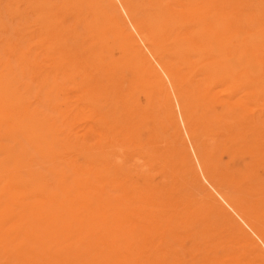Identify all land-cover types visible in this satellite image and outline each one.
Instances as JSON below:
<instances>
[{
    "label": "rangeland",
    "instance_id": "1",
    "mask_svg": "<svg viewBox=\"0 0 264 264\" xmlns=\"http://www.w3.org/2000/svg\"><path fill=\"white\" fill-rule=\"evenodd\" d=\"M108 1L0 0V264H264V0ZM112 60L139 97L94 92Z\"/></svg>",
    "mask_w": 264,
    "mask_h": 264
},
{
    "label": "bare ground",
    "instance_id": "2",
    "mask_svg": "<svg viewBox=\"0 0 264 264\" xmlns=\"http://www.w3.org/2000/svg\"><path fill=\"white\" fill-rule=\"evenodd\" d=\"M84 1H85V0H84ZM107 1H108V0H107ZM109 1H111V0H109ZM109 1H108V2H109ZM117 1H118V0H117ZM122 1H123V0H122ZM124 1H125V0H124ZM128 1H131V0H128ZM138 1H139V0H138ZM143 1H144V0H143ZM182 1H183V0H182ZM201 1H202V0H201ZM211 1H212V0H211ZM213 1H214V0H213ZM213 1H212V2H213ZM221 1H222V0H221ZM221 1H220V2H221ZM63 2H64V4H65V1H63ZM63 2H62V3H63ZM68 2H70V1H68ZM82 2H83V1H82ZM82 2H81V3H82ZM103 2H104V1H103ZM125 2H126V1H125ZM135 2H136V1H135ZM152 2H153V1H152ZM177 2H178V1H177ZM184 2H185V1H184ZM184 2H182V3H184ZM212 2H211V3H212ZM218 2H219V0H218ZM105 3H107V2H105ZM110 3H111V2H110ZM113 3H114V2H113ZM119 3H120V2H119ZM123 3H124V2H123ZM137 3H138V2H137ZM140 3H141V2H140ZM173 3H174V2H173ZM179 3H180V2H179ZM191 3H192V2H191ZM191 3H190V6H191ZM211 3H210V4H211ZM222 3H223V2H222ZM53 4H54V2H53ZM67 4H69V3H67ZM72 4H73V3H72ZM83 4H84V3H83ZM98 4H99V3H98ZM134 4H136V3H134ZM150 4H151V3H150ZM160 4L162 5L161 2H160ZM174 4H175V3H174ZM200 4H201V3H200ZM202 4H203V3H202ZM202 4H201V5H202ZM215 4H216V3H215ZM48 5H49V4H48ZM55 5H56V4H55ZM110 5H111V4H110ZM127 5H129V4L127 3ZM139 5H140V4H139ZM139 5L136 4V7H138ZM176 5H177V4H176ZM184 5H185V4H184ZM186 5H187V4H186ZM188 5H189V4H188ZM188 5H187V6H188ZM198 5H199V4H198ZM204 5H205V4H204ZM211 5H212V4H211ZM211 5H210V6H211ZM216 5H218V4H216ZM42 6H43V5H42ZM46 6H47V5H46ZM50 6H51V5H50ZM52 6H53V5H52ZM57 6H58V5H57ZM66 6H67V5H66ZM82 6H83V5H82ZM96 6H97V4H96ZM96 6H94V7H96ZM98 6H99V5H98ZM114 6H115V4H114ZM119 6H121V5H119ZM124 6H125V5H124ZM132 6H133V4H132ZM148 6H150V5H148ZM152 6H153V5H152ZM158 6H159V5H158ZM158 6H157V7H158ZM181 6H182V5H181ZM196 6H197V5H196ZM202 6H203V5H202ZM202 6H201V7H202ZM212 6H213V5H212ZM218 6H219V5H218ZM43 7H45V6H43ZM54 7H55V6H54ZM64 7H65V6H64ZM92 7H93V6H92ZM105 7H106V8L108 7V3H107V6L105 5ZM105 7H103V8L105 9ZM150 7H151V6H150ZM162 7H163V6H162ZM168 7H170V5H169ZM179 7H180V5H179ZM188 7H189V6H188ZM191 7H192V6H191ZM194 7H195V6H194ZM197 7H198V6H197ZM214 7H215V6H214ZM214 7H213V8H214ZM47 8H48V7H47ZM47 8H46V9H47ZM67 8H68V6H67ZM100 8H102V7L100 6ZM103 8H102V9H103ZM112 8H113V6H112ZM112 8H108V9H110V10L112 11ZM120 8H121V7H120ZM126 8H127V7H125V9H126ZM129 8L132 9L131 7H129ZM129 8H127V10H128ZM151 8H152V7H151ZM163 8H164V7H163ZM174 8H175V7H174ZM208 8H209V7H208ZM216 8H217V7H216ZM216 8H215V9H216ZM233 8H234V7H233ZM48 9H49V8H48ZM52 9H53V8H52ZM63 9H64V8H63ZM70 9H71V8H70ZM84 9L86 10L87 8L85 7ZM90 9H92V8H90ZM95 9H96V8H95ZM165 9H166V8H165ZM170 9H171V8H170ZM178 9H179V8H178ZM183 9H184V8H183ZM215 9H214L213 11H215ZM42 10H43V8H42ZM49 10H51V8H50ZM65 10H66V9H64V11H65ZM68 10H69V8H68ZM114 10H116V9H114ZM123 10H124V9H123ZM133 10H134V8H133ZM141 10H142V9H140L139 11H141ZM153 10H154V9H153ZM173 10H174V9H173ZM184 10H186V9H184ZM189 10H191L190 7H189ZM192 10H193V9H192ZM46 11H47V10H46ZM52 11H53V10H52ZM81 11L84 12V10H82V8H81ZM111 11H110V12H111ZM147 11H148V10H147ZM163 11H164V10H163ZM166 11H167V10H165V12H166ZM203 11H204V10H203ZM203 11H202V12H203ZM41 12H42V11H41ZM44 12H45V11H44ZM49 12H50V11H49ZM114 12H115V11H114ZM142 12H143V11H142ZM144 12H145V11H144ZM161 12H162V11H161ZM161 12H160V13H161ZM186 12H187V10H186ZM89 13H90V12H89ZM128 13H129V12H128ZM133 13H134V12H133ZM133 13H131V15H132ZM146 13H147V12H146ZM151 13H152V12H151ZM151 13H150V14H151ZM166 13H167V12H166ZM170 13H171V12H170ZM174 13H175V12H174ZM176 13H177V11H176ZM183 13H184V12H183ZM189 13H190V12H189ZM205 13H206V12H205ZM205 13H203L202 16H203ZM214 13H216V12H214ZM83 14H84V13H83ZM95 14H96V13H95ZM108 14H109V13H108ZM140 14H142V13H140ZM150 14H149V15H150ZM161 14H162V13H161ZM212 14H213V13H212ZM71 15H72V14H71ZM80 15H81V14H80ZM91 15H92V14H91ZM138 15H139V14H138ZM146 15H147V14H146ZM188 15H191V14H188ZM188 15H186V16H188ZM192 15H193V14H192ZM200 15H201V14H200ZM208 15H210V14H208ZM133 16H134V14H133ZM135 16H136V15H135ZM144 16H145V15H144ZM144 16H143V17H144ZM162 16H163V15H162ZM177 16H178V15H177ZM179 16H180V15H179ZM211 16H212V15H211ZM211 16H210V17H211ZM213 16H214V15H213ZM56 17H57V16H56ZM85 17H87V16H85ZM97 17H99V16H97ZM110 17H111V15H110ZM136 17H137V16H136ZM149 17H150V16H149ZM163 17H164V16H163ZM189 17H191V16H189ZM194 17H195V16H194ZM194 17H193V18H194ZM205 17H206V15H205ZM205 17L203 16V18H205ZM87 18H89V16H88ZM118 18H119V17H118ZM133 18H134V17H133ZM145 18H147V17H145ZM169 18H170V17H169ZM169 18H168V19H169ZM171 18H172V17H171ZM177 18H178V17H177ZM177 18H176V19H177ZM180 18H181V17H180ZM187 18H188V17H187ZM195 18H196V17H195ZM198 18H199V17H198ZM198 18H197V19H198ZM77 19H78V18H77ZM81 19H82V18H81ZM130 19H131V18H130ZM135 19H136V18H135ZM143 19H144V18H143ZM182 19H183V18H182ZM188 19H189V18H188ZM215 19H216V18H215ZM82 20H83V19H82ZM85 20H86V19H85ZM127 20H128V19H127ZM138 20H139V19H138ZM147 20H148V19H147ZM147 20H146V21H147ZM173 20H174V19H173ZM173 20H172V21H173ZM177 20H179V19H177ZM180 20H181V19H180ZM180 20H179V21H180ZM204 20H205V19H204ZM79 21H80V20H79ZM92 21H93V20H92ZM113 21H114V20H113ZM115 21H116V20H115ZM139 21H141V20H139ZM170 21H171V20H170ZM188 21H189V20H188ZM191 21H192V20H191ZM89 22H90V21H89ZM156 22H157V21H156ZM174 22H175V21H174ZM183 22H184V20H183ZM185 22H186V21H185ZM197 22H198V21H197ZM207 22H208V21H207ZM214 22H216V21H214ZM217 22H219V21H217ZM83 23H84V21H83ZM85 23H86V22H85ZM98 23H99V22H98ZM135 23L137 24V21H136ZM144 23H145V22H144ZM147 23H148V21H147ZM170 23H172V22H170ZM188 23H189V22H188ZM191 23H193V22H191ZM202 23H203V22H202ZM61 24H62V23H60V25H61ZM63 24H64V23H63ZM81 24H82V23H81ZM118 24H119V23H118ZM120 24H122V23H120ZM129 24H130L129 26H131L132 29L135 30V28H134V26H135L134 23L132 24V22L129 21ZM138 24H140V23L138 22ZM145 24H146V23H145ZM145 24H143V25H145ZM150 24H151V23H150ZM174 24H175V23H174ZM185 24H186V23H185ZM197 24H198V23H197ZM87 25H88V24H87ZM93 25H94V23H93ZM96 25H97V24H96ZM115 25H116V24H115ZM133 25H134V26H133ZM146 25H148V24H146ZM146 25H145V26H146ZM175 25H176V24H175ZM183 25H184V23H183ZM187 25H188V24H187ZM198 25H199V24H198ZM200 25H201V23H200ZM208 25H209V24H208ZM212 25H213V24H212ZM61 26L63 27V25H61ZM61 26H60V27H61ZM99 26H100V25H99ZM117 26H118V25H117ZM137 26H138V25H137ZM137 26H136V27H137ZM151 26H152V24H151ZM162 26H163V25H162ZM181 26H182V25H181ZM195 26H196V25H195ZM205 26H206V25H205ZM82 27H83V26H82ZM85 27H86V26H85ZM94 27H95V26H94ZM111 27H112V25L110 26V29H111ZM123 27H124V26H123ZM131 27H130V28H131ZM139 27H140V25H139ZM139 27H138V28H139ZM149 27H150V26H149ZM163 27H165V25H164ZM169 27H170V26H169ZM169 27H168V28H169ZM183 27H184V26H183ZM196 27H198V26H196ZM92 28H93V27H91V29H92ZM100 28H101V27H100ZM107 28H108V27H107ZM113 28H114V27H113ZM141 28H142V27H141ZM170 28H171V27H170ZM173 28H174V27H173ZM194 28H195V27H194ZM199 28H201V26L198 27V29H199ZM205 28H206V27H205ZM50 29H52V28H50ZM83 29H84V28H83ZM98 29H99V28H98ZM98 29H97V31H98ZM108 29H109V28H108ZM119 29H120V28H119ZM121 29H123V28H121ZM142 29H143V28H142ZM147 29H148V28H147ZM178 29H182V28L179 27ZM190 29H191V26H190ZM198 29H197V31H198ZM201 29H202V28H201ZM210 29H211V28H210ZM58 30H59V29H58ZM89 30H90V29H89ZM95 30H96V29H95ZM95 30H94V31H95ZM106 30H107V29L105 28V31H106ZM125 30H126V29H125ZM134 30H133V31H134ZM148 30H150V29H148ZM175 30H177V29H175ZM185 30H186V29H185ZM199 30H200V29H199ZM205 30H206V29H205ZM64 31H65V30H64ZM91 31H92V30H91ZM94 31H93V32H94ZM100 31H101V29H100ZM105 31H104V32H105ZM137 31H138V30H137ZM165 31H166V30H165ZM171 31H172V30H171ZM171 31H170V32H171ZM183 31H184V30H183ZM200 31H201V30H200ZM60 32H61V31H60ZM73 32H74V31H73ZM106 32H107V31H106ZM109 32H110V31H109ZM122 32H123V31H122ZM135 32H136V31H135ZM144 32H145V31H144ZM148 32H149V31H148ZM185 32H186V31H185ZM187 32H188V31H187ZM187 32H186V33H187ZM204 32H205V31H204ZM99 33H100V32H99ZM99 33L97 32L96 34H99ZM110 33H111V32H110ZM125 33H126V32H125ZM136 33H137V32H136ZM138 33H140V32H138ZM145 33H146V32H145ZM163 33H164V32H163ZM179 33L182 34L183 32H179ZM186 33H184V34H186ZM198 33H200V32H198ZM216 33H217V32H216ZM62 34H63V33H61V35H62ZM74 34H76V32H74ZM86 34H87V33H86ZM104 34H105V33H104ZM104 34H102V35L104 36ZM115 34H116V33H115ZM115 34H114V35H115ZM118 34H119V33H118ZM118 34H116V35H118ZM121 34H122V33H121ZM130 34H132V33L130 32ZM140 34H141V33H140ZM150 34H151V33L149 32V35H150ZM164 34H165V33H164ZM170 34H172V33H170ZM173 34H174V33H173ZM177 34H178V32H177ZM177 34H176V35H177ZM181 34H180V35H181ZM184 34H183V35H184ZM200 34H201V33H200ZM211 34H212V33H211ZM89 35H92V34H89ZM116 35H115V36H116ZM119 35H120V34H119ZM119 35H118V36H119ZM128 35H129V34H128ZM137 35H138V34H137ZM141 35H142V34H141ZM187 35H188V33H187ZM197 35H198V34H197ZM219 35H220V34H219ZM219 35H218V36H219ZM55 36H56V35H55ZM64 36H65V35H64ZM67 36H68V35H66V38H67ZM72 36H73V35H72ZM72 36H71V37H72ZM80 36H82V35H80ZM115 36H114L113 38H115ZM121 36H122V35H121ZM145 36H148V35L145 34ZM153 36H154V35H153ZM161 36H162V35H161ZM199 36H200V35H199ZM209 36L211 37V35H209ZM62 37H63V36H62ZM62 37H61V38H62ZM71 37H70V38H71ZM76 37H78V35H77ZM76 37H75V38H76ZM90 37H91V36H90ZM104 37H105V36H104ZM108 37H109V36H108ZM122 37H123V36H122ZM127 37H128V36H127ZM130 37H131V36H130ZM130 37H128V39H129ZM134 37H136V36H134ZM149 37H150V36H149ZM151 37H152V36H151ZM171 37H172V35H171ZM174 37H175V36H174ZM176 37H177V36H176ZM186 37H187V36H186ZM188 37H189V36H188ZM223 37H224V36H223ZM227 37H228V36H227ZM54 38H55V37H54ZM68 38H69V37H68ZM70 38H69V39H70ZM84 38L86 39V37H84ZM96 38H99V36L96 37ZM124 38H125V37H124ZM154 38H155V37H154ZM156 38H157V37H156ZM182 38H183V37H182ZM184 38H185V37H184ZM189 38H190V37H189ZM193 38H194V37H193ZM196 38H197V37H196ZM196 38H195V39H196ZM198 38H199V37H198ZM69 39H68V41H69ZM80 39H81V38H80ZM90 39H91V38H90ZM105 39H106V38H105ZM110 39H111V38H110ZM125 39H127V38H125ZM137 39H138V38H137ZM142 39H143V38H142ZM148 39H149V38H148ZM150 39H152V38H150ZM164 39H165V38H164ZM179 39H180V37H179ZM76 40H77V39H76ZM76 40H75V41H76ZM81 40H82V39H81ZM87 40H88V38H87ZM95 40H96V39H95ZM115 40H116V39H115ZM122 40H123V39H122ZM129 40H130V39H129ZM219 40H220V39H219ZM238 40H239V39H238ZM60 41H61V40H60ZM63 41H64V40H63ZM65 41H67V40H65ZM84 41H85V40H84ZM98 41H99V40H98ZM98 41H97V42H98ZM104 41H105V40H104ZM111 41H112V40H111ZM127 41H128V40H127ZM127 41H126V42H127ZM146 41H147V40H146ZM146 41H145V42H146ZM184 41H185V40H184ZM199 41H200V40H199ZM199 41H197V42H199ZM220 41H221V40H220ZM223 41H224V38H223ZM61 42H62V41H61ZM93 42H94V41H93ZM101 42H102V41H100V43H101ZM107 42H108V41H107ZM107 42H106V43H107ZM118 42H119V41H118ZM126 42H125V43H126ZM149 42H150V41H149ZM151 42H152V41H151ZM153 42H155V41L153 40ZM162 42H164V40H162ZM166 42H167V40H166ZM177 42H178V41H177ZM193 42H194V41H193ZM231 42H232V41H231ZM79 43H81V42L79 41ZM104 43H105V42H104ZM108 43H109V42H108ZM110 43H111V42H110ZM110 43H109V44H110ZM120 43H122V41H121ZM142 43H143V40H142ZM156 43H157V42H156ZM168 43H169V42H168ZM173 43H174V42H173ZM173 43H172V44H173ZM179 43H180V42H179ZM182 43H183V42H182ZM185 43H186V42H185ZM203 43H204V42H203ZM223 43H224V42H223ZM236 43H237V42H236ZM245 43H246V42H245ZM63 44H64V43H63ZM68 44H69V43H68ZM87 44L89 45V43H87ZM127 44H128V42H127ZM127 44H126V46H125V45H124V46L127 47V46L132 45V44L127 45ZM152 44H153V43H152ZM195 44H196V43H195ZM209 44H211V43H209ZM219 44H220V42H219ZM221 44H222V41H221ZM232 44H235V43H232ZM60 45H61V44H60ZM66 45H67V44H66ZM81 45H82V44H81ZM97 45H98V44H97ZM102 45H103V43H102ZM143 45H144V44H143ZM148 45H149V44H148ZM175 45H176V44H175ZM177 45H180V44H177ZM239 45L241 46V43H240ZM89 46H90V45H89ZM92 46H93V45H92ZM120 46H121V45H120ZM140 46H141V45H140ZM171 46H172V45H170L169 47H171ZM181 46H182V45H181ZM185 46H186V45H185ZM185 46H184V44H183V47H185ZM188 46H189V45H188ZM195 46H196V45H195ZM199 46H200V45H199ZM213 46H214V45H213ZM213 46H211V47H213ZM221 46H222V45H221ZM248 46H249V45H248ZM248 46H247V47H248ZM67 47H68V46H67ZM98 47H99V45H98ZM100 47H101V46H100ZM107 47H109V46H107ZM107 47H105V48H107ZM125 47H124V48H125ZM134 47H139V46L136 45V46H134ZM144 47H145V46H144ZM163 47H164V46H163ZM172 47H173V46H172ZM192 47H194V46H192ZM209 47H210V46H209ZM211 47H210V48H211ZM225 47H226V46H225ZM228 47H229V46H228ZM228 47H226V48H228ZM237 47H238V46H237ZM237 47H236V48H237ZM244 47H245V46H244ZM54 48H55V47H54ZM86 48H87V47H86ZM105 48H103V49H105ZM129 48H130V47H128V49H129ZM159 48L161 49V47H159ZM173 48H175V47H173ZM173 48H172V49H173ZM179 48H180V47H179ZM179 48H177V49H179ZM187 48H188V47H187ZM249 48H250V46H249ZM56 49H57V48H56ZM90 49H91V48H90ZM100 49H101V48H100ZM111 49H112V48H111ZM126 49H127V48H126ZM138 49H139V48H138ZM141 49H143V48H141ZM145 49L148 50L147 47H145ZM149 49H150V48H149ZM162 49H165V48H162ZM195 49H196V47H195ZM212 49H213V48H212ZM216 49H218V48H216ZM231 49H232V48H231ZM233 49H234V48H233ZM238 49H239V47H238ZM244 49H245V48H244ZM108 50H109V49H108ZM117 50H118V49H117ZM181 50H184V49H181ZM207 50H208V49H207ZM224 50H225V49H224ZM236 50H237V49H236ZM47 51H48V50H47ZM98 51H99V49H98ZM100 51H102V50H100ZM115 51H116V50H115ZM122 51H123V50H122ZM143 51H144V49H143ZM170 51H172V50H170ZM177 51H178V50H177ZM184 51H185V50H184ZM193 51H194V50H193ZM204 51H205V50H204ZM222 51H223V50H222ZM222 51H221V52H222ZM231 51H232V50H231ZM54 52H56V51L54 50ZM113 52H114V51H113ZM132 52H134V51H132ZM136 52H138V51H136ZM136 52H134V53H136ZM139 52H140V51H139ZM147 52H148V51H147ZM150 52H151V49H150ZM166 52H167V51H166ZM166 52H165V53H166ZM174 52H175V51H174ZM174 52H173V53H174ZM186 52H187V51H186ZM194 52H196V51H194ZM217 52H218V50H217ZM247 52H249V51H247ZM20 53H21V52H20ZM109 53H110V52H109ZM122 53H123V52H122ZM144 53H145V52H144ZM159 53H160V52H159ZM175 53H176V52H175ZM190 53H191V52H190ZM223 53H224V52H223ZM228 53H229V52H228ZM49 54H50V53H49ZM89 54H90V53H89ZM112 54H113V53H112ZM117 54H118V53H117ZM138 54H139V53H138ZM163 54H164V53H163ZM177 54H178V53H177ZM183 54H184V53H183ZM210 54H211V53H210ZM218 54H219V53H218ZM220 54H221V53H220ZM220 54H219V55H220ZM257 54H258V53H257ZM99 55H100V54H99ZM119 55H120V54H119ZM187 55H188V54H187ZM194 55H196V54H194ZM202 55H203V53H202ZM208 55H209V54H207V56H208ZM215 55H216V53H215ZM225 55H226V54H225ZM250 55H252V54L250 53ZM23 56H24V55H23ZM103 56H104V55H103ZM107 56H109V55H107ZM113 56H114V55H113ZM122 56H123V55H122ZM130 56H131V54H130ZM134 56L136 57V55H134ZM143 56H144V55H143ZM150 56H151V55H150ZM164 56H165V55H164ZM164 56H162V57H164ZM174 56H175V55H174ZM179 56H180V55H179ZM182 56H185V55H182ZM197 56H198V55H197ZM204 56H205V55H204ZM228 56H230V55H228ZM239 56H240V55H239ZM242 56H243V55H242ZM94 57H95V56H94ZM110 57H112V56H110ZM125 57H126V56H125ZM127 57H128V56H127ZM156 57H157V56H156ZM180 57H181V56H180ZM213 57H214V56H213ZM220 57H221V56H220ZM226 57H227V56H226ZM247 57H248V56H247ZM252 57H253V56H252ZM257 57H258V56H257ZM257 57H256V58H257ZM115 58H116V57H115ZM118 58H119V57H118ZM130 58H131V57H130ZM136 58H137V57H136ZM144 58H145V57H144ZM152 58H153V57H152ZM157 58H159V56H158ZM167 58H169V57H167ZM170 58H171V55H170ZM174 58H176V57H174ZM208 58H209V57H208ZM245 58H246V57H245ZM248 58H249V57H248ZM23 59H24V58H23ZM119 59H120V58H119ZM128 59H129V58H128ZM159 59H161V58H159ZM162 59H163V58H162ZM165 59H166V58H165ZM183 59H184V58H183ZM191 59H192V58H191ZM203 59H204V58H203ZM211 59H212V58H211ZM25 60H26V59H25ZM97 60H98V59H97ZM131 60H132V58H131ZM179 60H180V59H179ZM181 60H182V59H181ZM192 60H193V59H192ZM192 60H190V61H192ZM205 60H206V59H205ZM224 60H225V59H224ZM224 60H223V61H224ZM256 60H257V59H256ZM256 60H253L252 62H255ZM259 60H260V59H259ZM116 61H117V60H112V61L106 66L107 69H106V73H105V76H104L105 79H106V84H107L106 87H104V86L101 87V85H100L101 88H100L99 90L94 91V92H96V94H99V95H102V94H104V95L109 94V95H110V93H111L110 96L113 95V96H116L117 98L119 97V98H121L124 102L134 100L135 97H136L137 95H138V97H139V94H140L139 91H138V89L140 88L139 86H141V85L139 84L140 80H139V82H138V80L133 76L134 79L130 80V81L127 83L126 87H124L125 80H124V78L122 77V75L118 74L117 71H116V70H117V68H116V66H117V65H116L117 62H116ZM140 61H141V60H140ZM145 61H146V60H145ZM156 61H157V60H155V63H154V64H158ZM167 61H168V59H167ZM173 61H174V60H173ZM190 61H189V62H190ZM245 61H246V60H245ZM141 62H142V61H141ZM141 62H139V63L141 64ZM150 62H151V61H150ZM163 62H164V61H163ZM183 62H184V61H183ZM257 62H258V61H257ZM94 63H95V62H94ZM101 63H102V62H101ZM121 63H122V62H121ZM135 63H136V62H135ZM139 63H138V64H139ZM145 63H146V62H145ZM174 63H175V62H174ZM191 63H193V62H191ZM191 63H190V64H191ZM198 63H199V62H198ZM198 63H197V64H198ZM225 63H226V62H225ZM248 63H249V62H247V64H248ZM262 63H264V61H262ZM98 64H99V63H98ZM160 64H161V63H160ZM169 64H170V63H169ZM171 64H172V63H171ZM183 64H184V63H183ZM183 64H182V65H183ZM194 64H195V63H194ZM194 64H193V65H194ZM203 64H204V63H203ZM216 64H217V63H216ZM222 64L225 65L224 63H222ZM222 64H220V65H222ZM251 64L253 65V63H251ZM35 65H36V64H35ZM135 65H136V64H135ZM145 65H146V64H145ZM151 65H152V64H151ZM158 65H159V64H158ZM164 65H165V64H164ZM164 65H163V66H164ZM178 65H179V64H178ZM204 65H205V64H204ZM220 65L218 64V66H220ZM138 66H139V65H138ZM148 66H149V65H148ZM163 66H162V67H163ZM185 66H186V65H185ZM199 66H200V65H199ZM206 66H208V65H206ZM98 67H99V66H98ZM149 67H150V66H149ZM152 67H153V66H152ZM157 67H158V66H157ZM165 67H168V66H165ZM165 67H164V68H165ZM182 67H183V66H182ZM188 67H189V66H188ZM191 67H192V65H191ZM210 67H211V66H210ZM215 67H216V66H215ZM137 68H139V67H137ZM142 68H143V67H142ZM195 68H196V67H195ZM200 68H201V66H200ZM211 68H212V67H211ZM240 68H241V66H240ZM240 68H239V69H240ZM247 68H248V67H247ZM253 68H255V66H253ZM130 69H131V68H130ZM189 69H190V68H189ZM224 69H225V68H224ZM230 69H231V68H230ZM245 69H246V68H245ZM249 69H250V68H249ZM260 69H261V68H260ZM128 70H129V69H128ZM143 70H144V69H143ZM155 70H157V69L155 68ZM155 70H154V71H155ZM183 70H184V69H183ZM183 70H181V71H183ZM205 70H208V68L205 69ZM217 70H218V69H217ZM225 70H226V69H225ZM253 70H255V69H253ZM253 70H252V71H253ZM123 71H124V70H123ZM132 71H133V70H132ZM141 71H142V70H141ZM148 71H149V70H148ZM159 71H160V69H159ZM163 71H164V70H163ZM172 71H173V70H172ZM210 71H212V70H208V72H210ZM233 71H234V70H233ZM244 71H245V70H244ZM244 71H243V72H244ZM257 71H259L258 68H257ZM138 72H139V71H138ZM155 72H156V71H155ZM179 72H180V71H179ZM190 72H191V70H190ZM243 72H242V73H243ZM250 72H251V71H250ZM259 72H260V71H259ZM133 73H134V72H133ZM142 73H143V72H142ZM150 73H151V72H150ZM173 73H174V72H173ZM245 73H246V72H245ZM251 73H253V72H251ZM134 74H135V73H134ZM136 74H137V73H136ZM144 74H145V73H144ZM146 74H147V73H146ZM152 74H153V73H152ZM166 74H167V73H166ZM166 74H164V75H166ZM169 74H170V73H169ZM171 74H172V73H171ZM205 74H206V73H205ZM211 74H214V73L212 72ZM221 74H222V73H221ZM223 74H224V73H223ZM225 74H226V73H225ZM233 74H234V72H233ZM258 74H259V73H258ZM1 75L3 76V74H1ZM123 75H124V74H123ZM129 75H130V74H129ZM173 75H174V74H173ZM246 75H247V74H246ZM250 75H251V74H250ZM262 75H264V74H262ZM2 76H1V77H2ZM170 76H171V75H170ZM207 76H209V75H207ZM216 76H217V75H216ZM222 76H223V75H222ZM227 76H229V75H227ZM230 76H232V75H230ZM243 76H244V75H243ZM252 76H253V75H252ZM156 77H157V76H156ZM161 77H162V76H161ZM168 77H169V76H168ZM225 77H226V75H225ZM250 77H251V76H250ZM260 77H261V76H260ZM142 78H143V77H142ZM170 78H172V77H170ZM205 78H206V77H205ZM210 78H211V77H209L208 79L210 80ZM213 78H214V77H213ZM215 78H216V77H215ZM215 78H214V79H215ZM221 78L224 79V77H221ZM229 78H230V77H229ZM247 78H249V77H247ZM257 78H259V76H258ZM178 79H179V78H178ZM208 79H207V80H208ZM4 80H5V79H4ZM162 80H163V78H162ZM173 80H174V79H173ZM217 80H218V79H217ZM258 80H259V79H258ZM0 81H1V79H0ZM163 81H164V80H163ZM181 81H182V80H181ZM181 81H180V82H181ZM215 81H216V80H215ZM225 81H227V80L225 79ZM101 82H102V81H101ZM103 82H104V81H103ZM148 82H149V81H148ZM148 82H147V83H148ZM167 82H168V81H167ZM207 82H208V81H207ZM210 82H211V81H210ZM210 82H208V84H209ZM2 83H3V82H2ZM159 83H160V82H159ZM175 83H176V82H175ZM214 83H215V82H214ZM223 83H224V82H223ZM255 83H256V82H255ZM6 84H7V83H6ZM6 84L4 85V87L6 86ZM141 84H142V83H141ZM151 84H152V83H151ZM164 84H165V83H164ZM176 84H177V83H176ZM176 84H175V85H176ZM256 84H257V83H256ZM0 85H1V84H0ZM175 85H174V86H175ZM158 86H159V85H158ZM162 86H163V85H162ZM162 86H161V88H162ZM183 86H184V84H183ZM249 86H251V85H249ZM85 87H86V86H85ZM87 87H88V86H87ZM148 87H149V86H148ZM156 87H157V86H156ZM179 87H180V86H179ZM1 88H2V86H1ZM7 88H8V87H7ZM151 88H152V87H151ZM153 88H154V87H153ZM164 88H165V87H164ZM166 88H167V87H166ZM180 88H181V87H180ZM186 88H187V87H186ZM186 88H185V89H186ZM207 88H208V86H207ZM246 88H247V87H246ZM4 89H5V88H4ZM91 89H92V88H91ZM209 89H210V88H209ZM248 89H249V87H248ZM0 90H1V89H0ZM5 90H6V89H5ZM5 90H4V91H5ZM81 90H82V89H81ZM156 90H157V89H156ZM181 90H182V89H181ZM187 90H188V89H187ZM207 90H208V89H207ZM245 90H246V89H245ZM252 90H253V89H252ZM165 91H167V90H165ZM208 91H209V90H208ZM250 91H251V90H250ZM6 92L8 93V91H6ZM91 92H92L91 90H90V91H86L85 94H90V95H91ZM141 92H142V91H141ZM150 92H151V91H150ZM186 92H187V91H186ZM229 92H230V91H229ZM246 92H248V91H246ZM2 93H3V91H2ZM4 93H5V92H4ZM83 93H84V92H83ZM138 93H139V94H138ZM142 93H144V92H142ZM168 93H169V92H168ZM180 93H182V92H180ZM5 94H6V93H5ZM9 94H10V93H9ZM192 94H193V93H192ZM230 94H231V92H230L228 95H230ZM242 94L245 95V91H244V93H242ZM242 94H241V96H242ZM248 94H249V93H248ZM251 94H252V93H251ZM0 95H1V94H0ZM92 95H93V94H92ZM156 95H158V94H156ZM179 95H180V94H179ZM190 95H191V94H190ZM237 95H238V94H237ZM239 95H240V94H239ZM80 96H81V95H80ZM144 96H146V95H144ZM151 96H152V95H151ZM159 96H160V95H159ZM165 96H166V95H165ZM165 96H164V97H165ZM193 96H194V95H193ZM247 96H248V95H247ZM2 97H3V96H2ZM85 97H88V96H85ZM89 97H90V96H89ZM100 97H101V96H100ZM102 97H103V96H102ZM106 97H107V96H106ZM226 97H227V99L229 100L228 96H226ZM231 97H232V96H231ZM249 97H250V95H249ZM249 97H248V98H249ZM9 98H10V97H9ZM96 98H97V97H96ZM96 98H95V99H96ZM108 98H109V97H108ZM119 98H118V100H120ZM160 98H161V97H160ZM170 98H171V97H170ZM182 98H183V97H182ZM195 98H196V97H195ZM217 98H218V97H217ZM246 98H247V97H246ZM104 99H105V98H104ZM175 99H176V98H175ZM185 99H186V97H185ZM198 99H199V98H198ZM198 99H197V100H198ZM218 99H219V98H218ZM232 99H235V98L233 97ZM0 100H1V99H0ZM84 100H86V99H84ZM90 100H91V99H90ZM92 100H93V99H92ZM101 100H102V99H101ZM101 100H99V101H101ZM113 100H115V99H113ZM116 100H117V99H116ZM138 100H139V99H138ZM149 100H150V99H149ZM149 100H148V101H149ZM155 100H156V99H155ZM155 100H154V101H155ZM160 100H161V99H160ZM192 100H193V99H192ZM197 100H196V101H197ZM199 100H200V99H199ZM235 100H236V99H235ZM246 100L248 101V99H246ZM4 101H5V100H4ZM9 101H10V100H9ZM86 101H87V100H86ZM97 101H98V100H97ZM136 101H137V99H136ZM229 101H230V100H229ZM229 101H228V102H229ZM233 101H234V100H233ZM244 101H245V100H244ZM87 102H88V101H87ZM119 102H121V100H120ZM133 102L135 103V101H133ZM156 102H157V101H156ZM199 102H200V101H199ZM199 102H198V103H199ZM201 102H202V101H201ZM206 102H208V101H206ZM225 102H226V101H225ZM241 102H242V101H241ZM91 103H92V102H91ZM112 103H113V102H112ZM191 103H192V102H191ZM215 103H217V102H215ZM88 104H89V103H88ZM93 104H94V103H93ZM97 104H98V103H97ZM104 104H105V103H104ZM104 104H103V108H104ZM128 104H129V102H128ZM136 104H137V103H136ZM142 104H143V103H142ZM203 104H204V103H203ZM211 104H212V103H211ZM213 104H214V103H213ZM213 104H212V105H213ZM244 104H245V103H244ZM94 105H96V104H94ZM105 105H106V104H105ZM151 105H152V104H151ZM155 105H156V104H155ZM175 105H176V104H175ZM191 105H192V104H191ZM204 105H205V104H204ZM208 105H209V104H208ZM214 105H215V104H214ZM97 106H98V105H97ZM97 106H96V107H97ZM118 106H119V105H118ZM146 106H147V105H146ZM165 106H166V105H165ZM179 106H180V105H179ZM179 106L177 107V109H179ZM187 106H188V104H187ZM94 107H95V106H94ZM96 107H95L94 109H96ZM108 107H109V106H108ZM114 107H115V106H114ZM151 107H152V106H151ZM174 107H175V106H174ZM203 107H204V106H203ZM214 107H215V106H214ZM214 107H213V109H215ZM245 107H246V106H244L243 108L245 109ZM247 107H248V106H247ZM87 108H88V107H87ZM98 108H99V107H98ZM98 108H97V110H98ZM175 108H176V107H175ZM204 108H205V107H204ZM162 109H163V108H162ZM165 109H167V108H165ZM180 109H182V108H180ZM180 109H179V110H180ZM183 109H184V108H183ZM209 109H210V108H209ZM100 110H101V109H100ZM104 110H105V108H104ZM116 110H117V109H116ZM147 110H148V109H147ZM169 110H170V109H169ZM171 110H172V109H171ZM173 110H174V108H173ZM179 110H178V111H179ZM245 110H246V109H245ZM113 111H114V110H113ZM176 111H177V110H176ZM180 111H181V110H180ZM196 111H197V110H194V113H195ZM210 111H211V110H210ZM213 111H214V110H213ZM137 112H138V111H137ZM163 112H164V111H163ZM166 112H167V111H166ZM186 112H187V111H186ZM247 112H248V111H247ZM104 113H105V112H104ZM119 113H120V112H119ZM121 113H122V112H121ZM144 113H147V112H144ZM190 113H192V112L190 111ZM214 113H215V112H214ZM244 113H245V111H244ZM244 113H243V114H244ZM122 114H123V113H122ZM138 114H139V113H138ZM184 114H185V112H184ZM98 115H99V114H98ZM105 115H106V114H104V116H105ZM109 115H110V114H109ZM117 115H118V114H117ZM119 115H120V114H119ZM148 115H149V114H148ZM187 115H188V114H187ZM189 115H190V114H189ZM203 115H205V114L203 113ZM99 116H100V115H99ZM106 116H107V115H106ZM106 116H105V117H106ZM162 116H163V115H162ZM177 116H178V115H177ZM191 116H192V115H191ZM199 116H200V115H199ZM205 116H206V115H205ZM208 116H209V115H208ZM251 116H252V114H251ZM24 117H25V116H24ZM164 117H165V116H164ZM173 117H174V116H173ZM187 117H188V116H187ZM203 117H204V116H203ZM149 118H150V117H149ZM170 118H171V117H170ZM192 118L194 119V118H196V117L193 116ZM34 119H35V118H34ZM96 119H98V118L96 117ZM101 119H102V118H101ZM105 119H106V118H104L103 120H105ZM156 119L159 120L160 117H159V119H158V118H156ZM166 119H167V118H166ZM175 119H176V117H175ZM188 119H189V118H188ZM241 119H242V118H241ZM93 120H94V119H93ZM119 120H120V119H119ZM151 120H152V119H151ZM164 120H165V119H164ZM168 120H171V119H168ZM168 120H167V121H168ZM173 120H174V119L172 118V121H173ZM190 120H191V119H190ZM190 120H188V122H189ZM206 120H208V118H206ZM167 121H166V123H167ZM179 121H180V120H179ZM184 121H185V120H184ZM199 121H200V120H199ZM202 121L204 122V119H203ZM239 121H240V119H239ZM30 122H31V121H30ZM98 122H99V121H98ZM132 122H134V121H132ZM136 122H137V121H136ZM138 122H139V121H138ZM155 122H156V120H155ZM169 122H170V121H169ZM186 122H187V121H186ZM188 122H187V124H188ZM210 122H211V121H210ZM250 122H251V121H250ZM37 123H38V122H37ZM84 123H85V122H84ZM102 123H103V122L101 121V124H102ZM152 123H153V122H152ZM166 123H165V124H166ZM177 123H178V122H177ZM197 123H198V122H197ZM35 124H36V123H35ZM123 124H124V123H123ZM128 124H129V123H128ZM133 124H134V123H133ZM163 124H164V123H163ZM187 124H186V125H187ZM195 124H196V122H195ZM255 124H256V123H255ZM117 125H118V124H117ZM131 125H132V124H131ZM174 125H175V123H174ZM180 125H181V124H180ZM180 125H179V126H180ZM190 125H192V124H190ZM85 126H86V125H85ZM119 126H120V125H119ZM129 126H130V125H129ZM152 126H153V125H152ZM165 126H166V125H165ZM176 126H177V125H176ZM184 126H185V125H184ZM205 126H206V125H205ZM99 127H100V126H99ZM181 127H182V126H181ZM186 127H187V126H186ZM190 127H191V126H190ZM194 127H195V126H194ZM246 127H247V126H246ZM91 128H92V126H91ZM111 128H113V127H111ZM131 128H132V127H131ZM133 128H134V127H133ZM158 128H159V126H158ZM242 128H244V127L242 126ZM85 129H86V128H85ZM87 129H88V128H87ZM113 129H114V128H113ZM134 129L136 130V128H134ZM171 129H172V128H171ZM182 129H183V128H182ZM184 129H185V127H184ZM259 129H260V128H259ZM23 130H24V129H23ZM26 130H27V129H26ZM110 130H111V129H110ZM119 130H120V129H119ZM123 130H124V129H123ZM132 130H133V129H132ZM154 130H155V128H154ZM158 130H159V129H158ZM187 130H188V129H187ZM187 130H185L186 135H187V132H186ZM31 131H32V130H31ZM89 131H91V129H89ZM94 131H95V130H94ZM94 131H93V132H94ZM155 131H156V130H155ZM191 131H192V130H191ZM194 131H196V130L194 129ZM243 131H244V130H243ZM84 132H85V131H84ZM95 132H96V131H95ZM100 132H101V131H100ZM103 132H104V131H103ZM116 132H117V131H116ZM170 132H171V131H170ZM173 132H174V130H173ZM178 132H179V131H178ZM28 133H29V132H28ZM39 133H40V132H39ZM105 133H106V132H105ZM112 133H113V132H111V134H112ZM185 133H184V134H185ZM31 134H32V133H31ZM85 134H86V133H85ZM118 134H119V133H118ZM122 134H124V131H123ZM131 134H132V133H131ZM133 134H134V133H133ZM153 134H155V133H153ZM166 134H167V133H166ZM26 135H28V134H26ZM26 135H25V136H26ZM32 135H33V134H32ZM32 135H30V136H32ZM39 135H41V134H39ZM44 135H45V134H44ZM126 135H127V134H126ZM136 135H137V134H136ZM138 135H139V134H138ZM158 135H159V134H158ZM171 135H173V133H172ZM194 135H195V134H194ZM196 135H198V134H196ZM23 136H24V135H23ZM82 136H83V135H82ZM84 136H85V135H84ZM92 136H93V135H92ZM97 136H98V135H97ZM130 136H131V135H130ZM130 136L128 135V137H126V138L124 137V138H125L124 141H126L127 138H130ZM154 136H155V135H154ZM110 137H111V136H110ZM139 137H140V136H139ZM139 137H136V138L139 139ZM158 137H159V136H158ZM173 137H174V136H173ZM181 137H182V136H181ZM199 137H200V136H199ZM34 138H35V136H34ZM38 138H40V137L38 136ZM38 138H36V139H38ZM115 138H116V137H114V140H115ZM122 138H123V137H122ZM136 138H135V139H136ZM153 138H155V137H153ZM153 138H152V139H153ZM183 138H184V137H183ZM31 139H32V138H31ZM119 139H121V137H120ZM133 139H134V137H133ZM140 139H141V137H140ZM188 139H189V138H188ZM196 139H197V138H196ZM198 139H199V138H198ZM28 140H29V139H28ZM40 140H42V139H39L38 141H40ZM45 140H46V139H45ZM104 140H105V138H104ZM106 140H107V139H106ZM200 140H201V139H200ZM34 141H35V140H34ZM120 141H121V140H120ZM138 141H139V140H138ZM148 141H149V140H148ZM150 141H151V140H150ZM162 141H163V140H162ZM201 141H202V140H201ZM31 142H33V141H31ZM43 142H44V141H43ZM122 142H123V141H122ZM131 142H132V141H131ZM131 142H130V143H131ZM136 142H137V141H135L134 143H136ZM139 142H140V141H139ZM155 142H156V141H155ZM163 142H164V141H163ZM181 142H183V141H181ZM181 142H180V143H181ZM184 142H185V141H184ZM145 143H146V142H145ZM151 143H153V142H151ZM180 143H179V141H178V144H180ZM197 143H198V142H197ZM200 143H201V142H200ZM30 144H31V143H30ZM140 144H141V143H140ZM156 144H158V143H156ZM172 144H173V143H172ZM174 144H175V143H174ZM178 144H176V145H178ZM198 144H199V143H198ZM219 144H220V143H219ZM33 145H35V144H33ZM43 145H44V144H43ZM87 145H88V144H87ZM137 145H138V144H137ZM143 145H144V144H143ZM152 145H153V144H152ZM165 145H167V144H165ZM185 145H186V144H185ZM205 145H206V144H205ZM133 146H134V145H133ZM135 146H136V145H135ZM146 146H147V145H146ZM169 146H170V145H169ZM169 146H168V147H169ZM200 146H201V145H200ZM33 147H34V146H33ZM45 147H46V146H45ZM138 147H139V146H138ZM168 147H167V148L165 147L166 150L168 149ZM175 147H176V146H175ZM183 147L185 148V146H183ZM191 147H192V146H191ZM206 147H207V146H206ZM159 148H160V147H159ZM169 148H170V147H169ZM178 148H179V147H178ZM40 149H41V148H40ZM48 149H49V148H48ZM156 149H158V147H157ZM162 149H163V148H162ZM201 149H202V148H201ZM171 150H172V149H171ZM171 150H170V151H171ZM177 150H178V149H177ZM183 150H184V149H183ZM203 150H204V149H203ZM166 152H167V151H166ZM179 152H180V151H179ZM192 152H193L192 154L194 155V158H195V160H196L197 166H198L200 172H201L202 175H203V172H202V169H201V165H200V163H199V160H200V159H197V157H196V155H195V152H194V149H193V148H192ZM170 153H171V152H170ZM170 153L167 152L168 155H171ZM157 154H158V153H157ZM114 155H115V154H114ZM158 155H159V154H158ZM172 155H173V154H172ZM177 155L179 156V154H177ZM173 156H174V155H173ZM183 156H184V154H183ZM106 157H107V156H106ZM108 157H109V156H108ZM162 157H163V156H162ZM174 157H175V156H174ZM180 157H181V155H180ZM184 157H185V156H184ZM168 158H169V156H168ZM168 158H167V159H168ZM172 158H173V157H172ZM178 158H179V157H178ZM201 158H202V157H201ZM207 158H208V157H207ZM18 159H19V158H18ZM182 159H183V158H182ZM190 159H191V158H190ZM187 160H188V159H187ZM195 160H194V161H195ZM180 161H181V160H180ZM202 161H203V160H202ZM14 162H15V160H14ZM18 162H19V161H18ZM187 162H188V161H187ZM192 162H193V161H192ZM192 162H191V163H192ZM205 162H206V161H205ZM193 163H194V162H193ZM167 164H169V163H167ZM202 164H203V163H202ZM169 165H170V164H169ZM188 165H190V163H189ZM208 165H210V163H209ZM208 165H206V166H208ZM186 166H187V163H186ZM191 166H192V165H191ZM193 166H194V165H193ZM14 167H15V166H14ZM169 167H170V166H169ZM176 167H177V166H176ZM189 167H190V166H189ZM213 167H214V166H213ZM71 168H72V167H71ZM202 168H203V167H202ZM210 168H211V167H210ZM192 169H193V168H192ZM204 169H205V167H204ZM206 169H207V167H206ZM212 169H213V168H212ZM180 170H181V168H180ZM208 170H209V168H208ZM187 172H189V171H187ZM190 172H192V171L190 170ZM193 172H194V171H193ZM201 173H200V174H201ZM16 176H18V175H16V173H15V177H16ZM203 176H204V175H203ZM19 178H20V177H19ZM19 178H17V179H19ZM16 181H17V180H16ZM129 182H131V180H130ZM169 183H170V182H169ZM129 184H130V183H129ZM209 186H210L212 189L215 190V188H214L211 184H210ZM172 188H173V187H172ZM208 188H209V187H208ZM186 189H187V187H186ZM230 189H231V188H230ZM184 192H185V191H184ZM189 193H190V192H188V194H189ZM183 194H184V193H183ZM216 194L219 195V196L221 197V195H220L218 192H216ZM184 195H185V194H184ZM190 195H191V194H190ZM190 197H191V196H190ZM192 198H193V197H192ZM195 199H197V198H195ZM181 201H183V200H181ZM225 202H226V201H225ZM151 203H152V202H151ZM197 203H198V202H197ZM197 203H195V204H197ZM260 203H261V202H260ZM193 204H194V203H193ZM227 204H228V203H227ZM197 205H198V204H197ZM202 205H203V204H202ZM218 207H219V206H218ZM229 207H230V209L233 210V208H232L230 205H229ZM167 211H169V210H166V212H167ZM169 212H170V211H169ZM92 213H93V212H92ZM238 213H239V212H238ZM243 213H246V212H243ZM248 213H249V211H248ZM246 215H248V214H246ZM250 215H251V214H250ZM194 216H195V215H194ZM168 217H169V215L167 216V218H168ZM242 217H243V216H242ZM248 217H249V216H248ZM95 218H96V217H95ZM249 218L254 220V221H252V222H253V227H254V229L251 230L252 233L256 234V233L258 232L260 235L264 236V222L259 221L256 217H253L252 215H251ZM179 225H180V224H179ZM233 231H234V230H233ZM255 232H256V233H255ZM90 239H91V238H90ZM260 241H261V240H260ZM261 242H262V241H261ZM262 245H264V242H262ZM98 248H99V247H98ZM126 249H127V248H126ZM150 256H151V255H150Z\"/></svg>",
    "mask_w": 264,
    "mask_h": 264
}]
</instances>
